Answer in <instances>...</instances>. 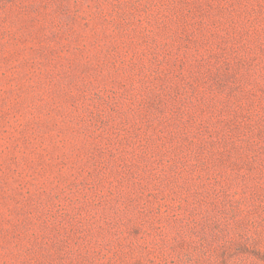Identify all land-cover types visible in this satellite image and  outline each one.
Returning <instances> with one entry per match:
<instances>
[{
  "label": "rangeland",
  "instance_id": "rangeland-1",
  "mask_svg": "<svg viewBox=\"0 0 264 264\" xmlns=\"http://www.w3.org/2000/svg\"><path fill=\"white\" fill-rule=\"evenodd\" d=\"M0 264H264V0H0Z\"/></svg>",
  "mask_w": 264,
  "mask_h": 264
}]
</instances>
